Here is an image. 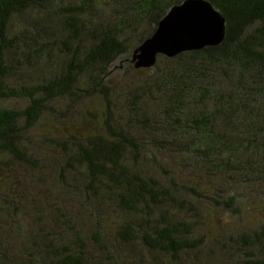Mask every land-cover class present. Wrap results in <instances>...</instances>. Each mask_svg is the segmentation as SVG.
<instances>
[{"label": "trees", "instance_id": "1", "mask_svg": "<svg viewBox=\"0 0 264 264\" xmlns=\"http://www.w3.org/2000/svg\"><path fill=\"white\" fill-rule=\"evenodd\" d=\"M182 1L0 0V102H21L0 106V264H93L85 248L50 238L77 212L54 219L53 200L41 198L53 188L40 179L31 185L38 198L24 183L18 190L16 167L58 172L53 199L74 200L77 191L90 219L100 198L134 216L122 239L175 264H264V0H206L225 19L222 44L134 69L132 51ZM114 70L118 82H110ZM44 117L50 125L36 132ZM171 159L192 174L189 185L172 180L170 188L148 174ZM34 200L37 222L51 232L20 225ZM208 201L242 221L248 215L252 228L196 234ZM161 203L194 220H170L162 208L155 218L151 206ZM209 245L225 246L227 258L193 259Z\"/></svg>", "mask_w": 264, "mask_h": 264}, {"label": "rangeland", "instance_id": "2", "mask_svg": "<svg viewBox=\"0 0 264 264\" xmlns=\"http://www.w3.org/2000/svg\"><path fill=\"white\" fill-rule=\"evenodd\" d=\"M120 61H116L114 66H118ZM114 75L110 78V82H118L120 74L118 71L114 70ZM213 74V73H212ZM21 105V102L14 101H2L0 106H6L7 108H18ZM81 112L85 113L84 106H81V111H78V116L81 117ZM86 115V114H85ZM87 116V115H86ZM88 117V116H87ZM80 120V119H79ZM50 122L47 117H44L41 122L38 124V128L35 130L39 132L42 128L48 127ZM161 160V158H159ZM162 161V160H161ZM163 162V161H162ZM164 163V162H163ZM165 165V164H164ZM9 166H13L9 163ZM150 176L155 178L160 185H164L171 188V181L175 183L189 185L193 179L192 174L189 173L187 169L182 168L180 165H175L174 160H168L166 165L162 169L153 168L149 169ZM15 176L19 179L21 185L18 190H23V183L27 189L32 190V186L35 182L47 181L45 184L53 189L42 188L41 194L43 197H47L53 200L52 202V212L54 213L53 218H57V212H77L75 217V223H64L56 231V234L50 236V238L57 241V243L63 247H69L78 252L82 248L86 250V259L89 262L94 263L95 260H99L100 264H110L109 257H106V251L109 250L112 257H114L120 264H175L169 256H162L157 252L149 251L144 247L138 240L134 241H125L120 235V229L122 224L129 220L133 219L134 216H129L122 213L120 210L116 209L111 203L105 201V199H99L95 202V207L99 209L98 214L95 219L89 218L88 213L81 210L79 205L82 204V194H78L76 191L74 193V200L64 201L61 203L58 200H54V193L56 190L60 189V185L57 183L58 172L57 173H48V172H37L30 170L28 168L16 167ZM71 176L70 174L65 175V182L70 183ZM30 185V187H28ZM55 185V186H54ZM55 187V188H54ZM33 195L38 198L39 191L35 186V190H32ZM233 195V191H229ZM189 195H192L190 191H186ZM247 201V200H246ZM47 202V201H46ZM58 202V203H57ZM204 205L203 213L199 219L198 226H193V232L198 234L207 233L208 236H214L218 233L233 234L234 232L240 233L243 229H251L252 227L247 223L248 215H245L242 221L241 216H231L229 212L217 210L212 202H206ZM37 200H34L33 206L29 208L28 203L23 205V211H28L30 216L26 221L20 220V225L23 228H41L45 232H51V225L47 223H39L37 219L39 218V208L37 206ZM72 205V207H71ZM163 205V206H162ZM168 211V217L170 220L174 221H193L194 214L189 210L185 212L181 207L176 205H168L167 207L164 204L151 206V215L157 218L159 210ZM74 211V212H73ZM249 212L252 216L256 215V211L250 209ZM138 216H142L139 214ZM136 215V219L138 218ZM216 218L218 220H216ZM63 221L62 219H60ZM134 227V226H133ZM136 230L137 228L134 227ZM148 231V229L144 228ZM101 239L104 248L99 246L98 240ZM19 247V245H18ZM208 249L197 254L195 253L194 260H208L213 263H220L222 260L227 258V249L225 246L215 245L214 247L208 246Z\"/></svg>", "mask_w": 264, "mask_h": 264}, {"label": "water", "instance_id": "3", "mask_svg": "<svg viewBox=\"0 0 264 264\" xmlns=\"http://www.w3.org/2000/svg\"><path fill=\"white\" fill-rule=\"evenodd\" d=\"M225 30L224 17L208 1L183 0L172 6L152 35L132 51L129 62L136 70L149 69L158 56L173 58L216 47L222 44Z\"/></svg>", "mask_w": 264, "mask_h": 264}]
</instances>
